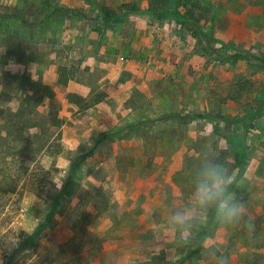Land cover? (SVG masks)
<instances>
[{
	"label": "rangeland",
	"instance_id": "obj_1",
	"mask_svg": "<svg viewBox=\"0 0 264 264\" xmlns=\"http://www.w3.org/2000/svg\"><path fill=\"white\" fill-rule=\"evenodd\" d=\"M172 8L160 0H0V108L47 112L49 101L37 97L61 66L92 84L87 97L63 100L61 139L25 180L19 155L0 139V237L33 232L49 210L45 193L64 189L53 230L14 258L16 246L0 243L3 264H65L59 244L74 226L77 240L83 229L104 237L92 264H211L204 249L213 242L231 264H264V0H178L183 16L186 8L205 13L198 27L178 22ZM105 44L119 48L111 62H119L113 83H122L108 91L92 65ZM9 115L17 136L19 119ZM5 124L0 114L2 137ZM206 143L225 165L237 158L242 169L232 171L243 183L234 190L255 232L226 234L210 221L181 248L157 237L166 214L159 204L163 196L184 203Z\"/></svg>",
	"mask_w": 264,
	"mask_h": 264
},
{
	"label": "trees",
	"instance_id": "obj_2",
	"mask_svg": "<svg viewBox=\"0 0 264 264\" xmlns=\"http://www.w3.org/2000/svg\"><path fill=\"white\" fill-rule=\"evenodd\" d=\"M158 1V0H154ZM165 4H169L173 8L171 9L172 14L176 17L177 21L182 23L183 25L188 23L186 21H190V23L196 27L200 26V20L205 16L204 14H195L192 9H187L188 16H183L182 12L180 13L177 9L178 0H160ZM209 4V2H207ZM164 6V4H163ZM162 6V7H163ZM185 6V5H183ZM160 8L157 7L156 10ZM206 9V8H205ZM204 9V11H205ZM107 13V12H105ZM189 19V20H188ZM195 36H199L202 33V30L198 28V32H193ZM209 33V32H208ZM61 66L58 71V78L54 81V84H44L43 86V94L37 97V102H42L44 99L49 101V107L47 112L40 113L34 109H27L23 106L18 107L16 109L12 107L0 108V114L2 116H6V124L4 127L7 128L6 136H0V139L4 140L6 143L7 152L11 154H18V179H26L30 174V169L33 164L36 163L39 156L44 153V151L51 146L54 140L61 139L60 137V128L65 123V120L60 115L59 111L61 109V104L64 99L70 100V98L78 97L79 95L71 92L65 91L66 83L69 79L73 78V75L70 72H67L65 68ZM59 86L64 88L61 92ZM262 90V88H261ZM15 112L20 126L18 128L17 136L13 135L12 132L9 131L8 127L12 128L16 123H11L12 117L9 115L12 112ZM166 119L177 117L175 114H168L164 116ZM236 119V118H233ZM223 123H228V118H221ZM17 139V144L11 146L10 141H14ZM59 145V144H57ZM11 149H16L12 151ZM59 150H57V153ZM246 154L244 155V157ZM243 157V158H244ZM231 170L234 169H242L238 166L237 158H232L230 163L227 165ZM64 189L62 190H54L52 192L45 193L46 202L49 204V210L37 228L31 233H25L23 238L19 240L18 245L13 249L12 255L10 258H14L21 253L25 252L29 247L35 246L38 244L40 238L47 233L48 231H52V223H54L56 214L58 213L56 206L59 204V200L62 198L64 194ZM76 227H72L70 229L71 236L64 240L59 244L61 250L64 251L65 255V264H72L73 260H78L80 264H92L95 256L98 251L101 249L102 244L104 242V237L96 236L93 232L88 229L81 230L82 235L79 236L77 240L75 238ZM77 230H80L77 228ZM202 235V232L200 233ZM96 237V239H95ZM91 238L95 240V242L91 243L89 241ZM76 248L74 252L71 248ZM8 264H11L9 262Z\"/></svg>",
	"mask_w": 264,
	"mask_h": 264
},
{
	"label": "clouds",
	"instance_id": "obj_3",
	"mask_svg": "<svg viewBox=\"0 0 264 264\" xmlns=\"http://www.w3.org/2000/svg\"><path fill=\"white\" fill-rule=\"evenodd\" d=\"M242 183L243 178L225 165L219 159L218 151L206 143L188 174L189 194L184 203L172 206L166 196L162 197L159 207L165 209L166 214L154 229L157 237H163L166 243L190 249L199 229L210 221H214L226 234L242 230L250 237L255 232L254 220L248 214L246 203L237 197L234 190ZM0 243L11 250L19 240L4 236L0 237ZM204 252L211 264H231L230 256L219 243H210ZM0 264H3L2 260Z\"/></svg>",
	"mask_w": 264,
	"mask_h": 264
},
{
	"label": "crops",
	"instance_id": "obj_4",
	"mask_svg": "<svg viewBox=\"0 0 264 264\" xmlns=\"http://www.w3.org/2000/svg\"><path fill=\"white\" fill-rule=\"evenodd\" d=\"M121 44L122 43H120V46H121ZM102 47H103V49L105 48V49H107L109 51L108 52H104V55L102 56L103 57L102 59L94 60L93 61L94 63L92 65H93V67L96 66V67L100 68L102 70L104 76L106 77L104 79V81H103L104 83H102V85H100L99 88L100 89H104V91H108V87H109V85L111 83L113 85H115V84L118 85V87L122 86V83L121 82L119 83L117 81L118 77L116 78V81L114 80L115 82L113 83V79H114V77L116 76V73H117V71H114V69L116 70L118 68L119 62L117 60H116L115 63H114V61H113V63L111 62L112 57H114L115 54L117 55V53H119V48L118 47L114 48V46H110V45H107V44L102 45ZM109 56H111V57H109ZM108 60L110 62H108ZM86 65L89 66V65H91V63L90 64H86ZM139 65L136 66V67H139ZM129 69L131 71V70H135L136 68H135V66H130ZM106 86H107V88H106ZM65 88H66V91H68V92L75 93V94L83 96V97H87L90 94L91 90H92V84L89 83V82H86V81H77L75 78H71L66 83V87ZM122 92H124V90H122ZM117 93L121 94V90H118ZM96 104L103 105V104H107V103L105 102V100H102V101L99 100V101L96 102ZM64 126L62 125V128Z\"/></svg>",
	"mask_w": 264,
	"mask_h": 264
}]
</instances>
